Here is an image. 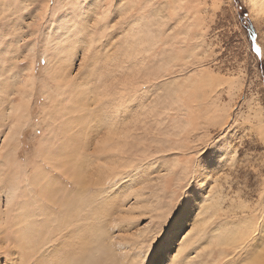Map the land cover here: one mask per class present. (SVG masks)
Wrapping results in <instances>:
<instances>
[{
  "label": "rangeland",
  "instance_id": "obj_1",
  "mask_svg": "<svg viewBox=\"0 0 264 264\" xmlns=\"http://www.w3.org/2000/svg\"><path fill=\"white\" fill-rule=\"evenodd\" d=\"M97 1L91 23L92 34H85L86 41L80 45L83 49L80 63L74 65L76 46L62 51L64 38L57 39L65 23L63 20L55 22L61 10L60 0H0V26L6 29L5 37L14 41L8 44L6 54L11 60V75L5 73L8 82L0 92V181H7L0 187V210L7 203L4 192L12 187L19 189H15L18 191L15 192L17 199L11 202L15 208L8 207L11 217H16V212H19L16 205L22 203L28 205L23 204L28 210L23 206L24 212H27V215H22L23 218L32 219L27 217L28 213L44 215L40 200L44 198L43 184L48 183L47 175L34 177L38 171L37 162L46 161L40 155V149L55 144L78 129L80 124L74 117L85 108L91 114L95 109L89 101L99 102L98 96L85 87L80 74L89 55L93 35L100 39L107 36L119 15L116 20L111 19L113 0ZM238 2L247 9V18L259 37L254 41L259 48V56L251 52L249 39L241 31ZM130 3L131 0H122L117 11L122 15ZM36 5L39 7L36 8ZM253 6L251 0H190L183 15L171 28L167 27V17L172 13L166 12L160 17L155 27L160 34L158 38L142 37L138 41H130L125 33L116 38L114 43L118 47L109 46L113 56L123 53L125 58L129 54L146 52L141 63L155 60L153 67L162 66L161 61L164 65L175 67L174 62L179 61V74L171 76L169 70L171 79L156 96L161 105L156 113L158 119L145 117L137 120L133 115L128 127H119L125 135L123 143L121 139V142L118 141L122 144L121 149L133 155L162 158L175 154L170 160L163 159L160 168L144 180L145 187L130 189L110 211L108 230L103 233L104 239L97 247V264H141L133 253L141 246L140 240L151 235L153 219L165 214L167 202L187 178L186 172L176 174V169L186 164L194 149L201 147L197 141L224 132L222 139L229 147L243 144V137L248 134L236 136L232 129L237 120H251L257 127L264 124V78H261L264 74L257 67L264 59V32L260 31L264 8ZM97 17L103 24L97 23ZM237 32L240 33V42L233 35ZM154 44L156 47H153ZM73 66L75 72L72 71ZM50 71L59 73L56 81L48 79ZM22 97L27 100L26 118L24 122L19 120L23 125L14 115ZM118 103V100L113 101V106ZM20 111L23 112V109ZM20 111L17 115L22 113ZM233 113L236 119H233ZM164 120H169L170 125L161 127ZM81 123L89 125L91 121L85 118ZM177 127L183 130V135L178 136L173 131ZM12 129H15L13 134ZM107 131L105 129V135ZM169 132L172 133L170 139L167 138ZM94 135L99 137L100 133ZM93 151L102 152L101 148L95 147V143ZM218 151L223 155L216 157L215 166L199 185L200 189L206 186V191H203L202 199L192 205L187 231L173 240L175 251L172 253V264H218L219 258L210 247L213 240L203 242L201 225L222 214L243 218L245 211L258 213L261 210V201L264 200V148L249 143L239 157L235 148L229 152L228 148L222 147ZM99 163V160L86 162L84 168H87L82 176L86 180L95 179ZM65 173L67 179L73 178L71 173ZM129 196L134 197L131 204L127 203ZM212 203L217 207L214 208ZM139 217L148 218L142 227L113 234V224L119 225ZM23 223L25 221L20 225L23 226ZM14 227L1 221L2 240L16 241L19 238L20 229L17 234ZM63 227L41 236L29 255L35 257L43 246L54 245ZM4 244L8 241L1 246ZM156 259L153 258L152 264H157ZM29 264H34V261L30 260Z\"/></svg>",
  "mask_w": 264,
  "mask_h": 264
},
{
  "label": "snow or ice",
  "instance_id": "obj_2",
  "mask_svg": "<svg viewBox=\"0 0 264 264\" xmlns=\"http://www.w3.org/2000/svg\"><path fill=\"white\" fill-rule=\"evenodd\" d=\"M96 2L97 0H60L61 10L55 22L63 20L65 23L57 39L64 38L62 51L76 46L74 65L80 63V54L83 51L80 45L86 41L85 34H92L91 23ZM121 3L122 0H113L111 19L116 20L118 15L119 19L109 29L107 36L100 39L93 35L89 55L80 74L85 87L99 98L98 103L89 101L95 111L89 114L87 108L80 110L74 117L80 124L78 129H74L55 144L40 149V155L46 161L37 162V178L41 174L50 178L44 186V198L40 200L44 215L28 213L32 219L25 221L20 227L19 238L11 245L0 246V264H21V258L24 259V264H29L30 260L34 264H97V247L104 239L103 233L108 230L110 211L115 209L119 200L130 189L145 187L144 180L160 168L163 159L170 160L175 154L157 158L133 155L132 152L118 147H107L100 153L93 151L94 143L96 148H101L104 146L103 141L112 135L109 125L128 127L132 123L133 115L137 120L145 117L158 119L156 113L161 105L156 101V96L163 85L170 81L171 76L179 74V61L174 62L175 67L171 64L164 65L163 61L162 66L153 67L155 60L141 63L142 57L147 55L146 52L129 54L125 58L123 53L113 56L109 46L118 47L114 42L125 33L130 41H138L142 37L158 38L160 34L155 31V27L160 17L171 12L172 15L167 17V27L171 28L183 15L190 0H131L122 15L117 11V6ZM237 6L241 9L238 13L241 31L249 39L251 52L259 56V48L254 43L259 37L247 18V9L239 2ZM97 23L103 24V21L97 17ZM260 23V31L264 32V17ZM5 31L0 26V68L3 69L0 71V92L8 82L5 73L11 75V60L6 54L8 44L14 42L5 37ZM233 35L240 42V33ZM257 67L264 74V59L260 60ZM187 70L189 69H185ZM72 71H76L75 66ZM58 76V72L50 71L48 79L56 81ZM116 100L119 103L113 106V101ZM85 118L90 119L89 125L81 123ZM233 119H236L235 113ZM170 123L169 120H164L161 127ZM228 127L231 128L232 125L229 124ZM105 129H108L107 135L104 134ZM232 130L236 136L241 133L248 134L243 137V144H232L229 147L222 139L224 132L199 140L197 143L201 147L194 149V154L189 156L186 164L176 169V174L186 172L187 178L167 202L165 214L153 219L151 235L142 238L141 246L133 253L141 264H152L154 257L157 258V264H172V253L175 251L173 240L187 231L192 205L198 203L202 199L203 191H206V186L200 189L199 185L208 171L215 166L216 157L223 155L219 149L228 148L230 152L235 148L239 157L249 143L264 148V124L257 127L251 120L240 119ZM173 131L178 136L183 135V130L179 127ZM97 132L100 133L99 137L94 135ZM171 137L172 133L169 132L167 138ZM93 160L100 161L96 165L95 179L86 180L82 176L85 163ZM65 172L71 173L73 178L67 179ZM6 183V180L0 181V187ZM9 194L15 199L14 189H10ZM133 200L134 197L129 196L127 203L131 204ZM147 219L139 217L119 225L113 224V234L115 231H134L147 223ZM61 225H64L63 230L56 237L54 245L43 246L35 257L29 255L41 236L55 231ZM201 228L203 242L213 240L210 247L219 258L218 264H264V200L261 201V210L258 213L245 211L243 218L222 214L206 220Z\"/></svg>",
  "mask_w": 264,
  "mask_h": 264
},
{
  "label": "bare ground",
  "instance_id": "obj_3",
  "mask_svg": "<svg viewBox=\"0 0 264 264\" xmlns=\"http://www.w3.org/2000/svg\"><path fill=\"white\" fill-rule=\"evenodd\" d=\"M252 1V3H253V7H257L258 6V9H263L264 8V0H251ZM98 2V1H97ZM98 4V3H97ZM260 7V8H259ZM17 105V104H16ZM18 106V105H17ZM15 108V107H14ZM23 109V112L22 111H20V110H22ZM16 110L17 111H20V112H22V113H18V115H17V111H15L16 112V114H14L13 112H12V114H14V115H16V120L18 121V123L20 122V121H22V122H24V120H25V118H26V112H27V100H26V98L25 97H22L21 98V102L19 103V106L18 107H16ZM13 111H14V109H13ZM10 112V111H9ZM13 117H15V116H13ZM20 120V121H19ZM22 122L21 123H19V124H22ZM23 125V124H22ZM13 126V125H12ZM17 126V125H16ZM14 127V126H13ZM109 128H111L112 129V136H113V138L111 137V136H108L107 137V139L105 140V141H103V147H101V150H102V152L103 151H105V149L107 148V147H118V148H121L120 146H122V144L121 143H118V141H120V139H121V141H122V143H123V140H124V135H125V133L124 132H120V130H119V128L118 127H115L114 125H109L108 126ZM16 128V127H15ZM17 129V128H16ZM13 131L11 132L12 134L14 133V131H15V129H12ZM118 137H121V138H118ZM120 141V142H121ZM37 166V165H36ZM86 168H87V166H86ZM86 168H84V172H85V169ZM86 173H87V171H86ZM65 174H67V173H65ZM82 174H83V172H82ZM70 174H68V176H69ZM87 175V174H86ZM71 176V175H70ZM25 177H26V175H25ZM34 177H37V175L36 176H34ZM34 177H32V178H30V180L28 179V178H26V180H29L30 182L33 180V178ZM46 177V176H45ZM23 178V177H22ZM50 178L47 176V178H46V181H48ZM0 180H2V178H0ZM23 180H24V178H23ZM45 180V179H44ZM93 180V179H92ZM28 184H29V182H28ZM34 185H35V183H34ZM44 185H46V182H44V184H43V186ZM17 187H12L11 189H16ZM43 188V187H42ZM16 190H19V189H16ZM67 190L65 189V192H66ZM15 192H18V191H15ZM216 192V191H215ZM16 194V193H15ZM4 195L6 196V199H7V203L5 204L6 205V207L3 209V210H0V223H1V221H5V223L6 224H9V225H13V226H15L14 228V230H16V233L18 234V232H19V229H20V222H24V221H26V220H30L31 221V219H29V218H25V216H24V218L22 217V215L24 214V215H27V212H24V210H23V206L26 204V203H22V204H19V205H16V208H17V210L19 211V212H16V214H15V216L16 217H11V211L8 209V207L10 206L11 208H15L12 204H11V202H12V200H13V198L10 196V194H9V191H7V192H4ZM17 195V194H16ZM15 195V196H16ZM221 195V194H220ZM211 196V195H210ZM16 199H17V197H15ZM21 198V197H20ZM213 199V196H211L210 197V199ZM216 198H215V204H216ZM219 201V200H218ZM217 201V202H218ZM15 202V201H14ZM18 202V201H17ZM212 202V200L210 201V203ZM13 203V202H12ZM16 203V202H15ZM24 204V205H23ZM213 205H214V208H216L217 206H215V204L214 203H212ZM211 205V204H210ZM26 206V205H25ZM25 206H24V209H25ZM28 206V205H27ZM26 206V207H27ZM219 206H220V204H219ZM25 210H27V209H25ZM28 211V210H27ZM15 212V211H14ZM19 213V214H18ZM20 217H21V219H20ZM27 217H29V215L27 216ZM31 218V217H30ZM3 219V220H2ZM20 219V220H19ZM24 224V223H23ZM59 227H63V225H61V226H59ZM59 227H57L56 229H55V231L56 230H58L59 229ZM8 229V228H7ZM51 232H54V231H51ZM8 241V245H11L14 241H13V239H6V240H2V238L0 237V246L3 244V243H5V242H7ZM24 259H22L21 258V264H22V261H23Z\"/></svg>",
  "mask_w": 264,
  "mask_h": 264
},
{
  "label": "trees",
  "instance_id": "obj_4",
  "mask_svg": "<svg viewBox=\"0 0 264 264\" xmlns=\"http://www.w3.org/2000/svg\"><path fill=\"white\" fill-rule=\"evenodd\" d=\"M239 10H241V9L239 8Z\"/></svg>",
  "mask_w": 264,
  "mask_h": 264
}]
</instances>
